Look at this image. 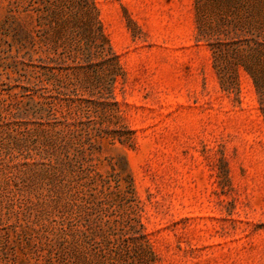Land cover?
I'll list each match as a JSON object with an SVG mask.
<instances>
[{"label": "rangeland", "instance_id": "1", "mask_svg": "<svg viewBox=\"0 0 264 264\" xmlns=\"http://www.w3.org/2000/svg\"><path fill=\"white\" fill-rule=\"evenodd\" d=\"M14 7L0 0V264H264V89L242 69L222 89L194 0H97L123 73L106 104L81 68L51 77L48 13Z\"/></svg>", "mask_w": 264, "mask_h": 264}, {"label": "trees", "instance_id": "2", "mask_svg": "<svg viewBox=\"0 0 264 264\" xmlns=\"http://www.w3.org/2000/svg\"><path fill=\"white\" fill-rule=\"evenodd\" d=\"M21 1L16 0V7L10 12L42 11L36 7L29 9L33 6L32 0L20 10ZM194 5L196 39L210 49L222 89L238 92L242 69L260 94L264 89V0H194ZM44 12L51 20V77L60 73L58 71L81 68L87 74L95 75L93 81L83 82L82 88L99 90L97 99L106 104L123 73L100 23L97 0H51V12L49 7H44ZM89 97L93 98L92 95ZM259 105L264 116V100L259 99ZM3 152L0 131V183L4 174ZM136 235L133 231L132 241L141 255L143 250ZM115 252L119 253V248Z\"/></svg>", "mask_w": 264, "mask_h": 264}]
</instances>
